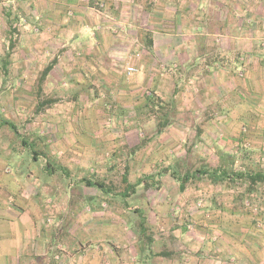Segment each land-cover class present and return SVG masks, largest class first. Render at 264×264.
I'll list each match as a JSON object with an SVG mask.
<instances>
[{
	"label": "crops",
	"instance_id": "crops-1",
	"mask_svg": "<svg viewBox=\"0 0 264 264\" xmlns=\"http://www.w3.org/2000/svg\"><path fill=\"white\" fill-rule=\"evenodd\" d=\"M151 92L175 100L173 123L160 133L144 107ZM46 99L56 101L38 109ZM1 118L45 155L30 162L0 139V264L264 259V235L253 236L264 230L225 208L189 209L198 238L184 226L160 225L167 212L159 211L172 200L169 184L176 185L169 171L157 189L141 183L128 198L71 188L125 164L130 171L184 167L180 161L196 147L216 158L242 148L264 154V0H0ZM189 135L195 138L187 146ZM125 149L128 158L120 155ZM47 160L72 172L71 185L45 172ZM190 189L177 197L185 200ZM134 208L152 232L148 249ZM214 231L217 242L199 239Z\"/></svg>",
	"mask_w": 264,
	"mask_h": 264
},
{
	"label": "rangeland",
	"instance_id": "rangeland-1",
	"mask_svg": "<svg viewBox=\"0 0 264 264\" xmlns=\"http://www.w3.org/2000/svg\"><path fill=\"white\" fill-rule=\"evenodd\" d=\"M197 68V67H196ZM197 105V104H196ZM198 106V105H197ZM174 111H171L170 116L175 115L176 113V107H174ZM196 110V107L193 109ZM176 116V115H175ZM189 119V118H188ZM190 123V122H189ZM198 123V122H197ZM197 123H194L195 126H197ZM246 125L242 124L241 127H238V132L240 134V137L242 133H245ZM19 130V129H18ZM22 132V131H21ZM0 139H4L6 141H11L13 144H17L21 140L18 141V135L15 136L13 132L9 131L6 127H0ZM21 136L24 138H27V142H31V137L23 135L21 133ZM195 136L192 135L187 136L184 140L186 141V145L190 146L193 145L192 141H194ZM35 141V139H32V141ZM36 149V148H35ZM242 151L233 153L231 157V160L233 161V170L234 171H254V172H262L264 171V156L260 153H257L255 151H246V148L240 149ZM33 149L31 146L28 145L27 149L24 148L23 153L25 156H27L31 162V152ZM128 150H123L121 152L122 158H128L127 156ZM131 153V152H130ZM228 153V152H227ZM225 153H218V158L214 156V153H209L208 151H201L200 148L196 147L193 149V151L190 152V154L184 159V161H180V163H184V167L182 165L178 164L177 170H179L180 174H183L187 170H194L198 168H202L205 166L210 167H216L221 162H224L228 154ZM217 162V163H216ZM24 165H29L28 162H26ZM126 165V164H125ZM120 165L117 169H112L109 176L104 177V175L100 173H94V176H83L81 178H88L91 180L96 181H103L107 183V187L113 191L115 194L118 193V191L123 190L124 184L121 182V177L123 173L127 170V175L130 173V179L132 182L136 183L139 179H142L147 181L149 184L153 185L154 188H156L157 183H161L160 179L164 178L168 172H164V170L167 168H157V167H150L145 168L143 171L135 170L130 171L128 165ZM25 167V166H24ZM23 166L20 167H14L11 166V172L15 175L21 176L25 173L26 168ZM60 173L58 175H55L58 180L57 182L61 180L60 177L63 176V178L70 179L72 177V172L70 170H66L62 168L59 170ZM64 171L67 173L65 174ZM130 172V173H129ZM170 176V173L168 174ZM60 176V177H59ZM65 176V177H64ZM48 176L44 175L43 179H47ZM151 177L152 180L150 179ZM171 177V176H170ZM49 178V177H48ZM81 178H78V180H75L74 184L72 181H69V185L72 186L71 188H75L76 184L81 182ZM165 179V178H164ZM166 180V179H165ZM78 181V182H77ZM67 181H62V183H66ZM176 185H173L172 183L169 184V192L173 194L172 200L168 201L165 204L164 208H161L159 211V214H163L164 212H167L166 217L160 218V225L166 226V224L170 225L173 224V226H184L187 231H191L195 233L196 238H198L197 230L201 228L196 224L195 218L191 217V213L189 209L194 206V208H197L198 210L206 209V210H212V209H226V213L228 211L232 213H236L241 215L245 221V225H249L256 230H264V184H259L253 189L248 188V184L244 180L233 178L231 181H226V183L221 184H215L212 185L209 183L206 178H201L194 180L189 186H191V191L188 193V196L183 198H178L177 195L178 192V184L176 181H174ZM83 185V183H82ZM145 185V184H143ZM144 190V186H142ZM250 192V193H249ZM196 194V195H195ZM135 198V197H134ZM134 205H137L136 201L133 200ZM194 204V205H193ZM188 206V207H187ZM136 217V216H135ZM153 219V218H152ZM242 219V220H243ZM148 226V225H147ZM172 226V225H171ZM217 231V230H216ZM215 232V231H214ZM208 236V232H206ZM216 234V235H215ZM215 234H209V236L201 235L202 241L209 238L211 242L218 241L220 238L219 233L215 232ZM263 236L264 233L261 231H257L253 236ZM191 237V236H190ZM243 243H246L244 241ZM247 244V243H246ZM241 246V245H240ZM247 249V248H246ZM238 260V263H237ZM243 261H240V259H236V263L232 260L227 259L228 264H250V261H246L245 259H242ZM208 262H206L207 264ZM209 264V263H208ZM256 264H264V259H260Z\"/></svg>",
	"mask_w": 264,
	"mask_h": 264
},
{
	"label": "trees",
	"instance_id": "trees-1",
	"mask_svg": "<svg viewBox=\"0 0 264 264\" xmlns=\"http://www.w3.org/2000/svg\"><path fill=\"white\" fill-rule=\"evenodd\" d=\"M51 68L47 67L43 70L41 77L39 81H43L48 74L49 70ZM56 100L52 99H46L42 100L38 104V109L51 105L55 102ZM174 102L175 100L173 98L169 99H161L159 97H156L152 92L148 94L145 98V105L144 107L147 109V113H149L151 116L155 118V124L157 128V133H160L165 127H168L171 123H173V120H171L172 116H170L171 111L174 112ZM0 127H6L9 129V131L13 132L15 136L18 135V142L17 144H13L10 142L13 146L20 148L22 151L27 149L28 145L31 146L33 151L31 152V160L34 159V161L37 160V156L42 154L45 155L43 151L40 153L38 150L35 148L37 147L36 141L27 142V138H24L21 136V134L18 133V128L11 124L9 121L0 119ZM147 138L142 139V141L134 146L133 148L130 149V152L133 154L137 150H139L144 144L146 143ZM264 156V154H262ZM226 159L224 162H221L218 166L216 167H210V166H205L202 168L198 169H192V170H187L183 174L179 173V170H177L178 165L167 168L165 169L164 172L170 173V176L174 181L177 182L178 184V190L180 192H183L186 187H188L194 180L201 179V178H206V180L209 181L210 184L215 185V184H221V183H226V181H231L233 178L244 180L248 184L249 189L255 188L259 184H264V171L262 172H254V171H246V172H241V171H234L233 170V161L231 160L230 155L225 156ZM264 159V158H263ZM60 166L55 165V164H50L49 160H47V164L45 166V172L49 175H58L60 173ZM63 170V169H62ZM66 174L67 172L64 171ZM60 177V176H59ZM65 177V176H64ZM63 179V176L60 177ZM153 177L150 179L152 180ZM62 181H66V178L64 180H60V183ZM68 182V181H67ZM121 182L124 184V188L121 191H118V195H121L123 198H128L130 195L136 192V187L143 183L144 188H149L153 187V185L149 184L147 181L142 179H139L135 184H129L127 182V170L123 173L121 177ZM86 187L89 188H94L97 191L100 192H105V193H114L107 187V183L103 181H96V180H91V179H86V178H81V182L77 183L82 184ZM69 185L68 183H66ZM64 185V184H63ZM159 187V183H157L156 189ZM250 193V192H249ZM115 194V193H114ZM221 208V207H220ZM134 214L136 215L137 221L135 223V228L136 232L138 233L139 238L141 239V246L143 249L145 248H150V245L152 243V232L147 226V218L144 216V214L138 209L134 208L133 209ZM156 256H161V257H167L166 252H160L158 254H155Z\"/></svg>",
	"mask_w": 264,
	"mask_h": 264
},
{
	"label": "built area",
	"instance_id": "built-area-1",
	"mask_svg": "<svg viewBox=\"0 0 264 264\" xmlns=\"http://www.w3.org/2000/svg\"><path fill=\"white\" fill-rule=\"evenodd\" d=\"M126 73H127L128 76H131V75H133L135 73V69L133 67H128L126 69Z\"/></svg>",
	"mask_w": 264,
	"mask_h": 264
}]
</instances>
